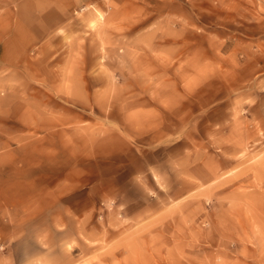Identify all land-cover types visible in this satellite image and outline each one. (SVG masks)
<instances>
[{"label": "rangeland", "instance_id": "1", "mask_svg": "<svg viewBox=\"0 0 264 264\" xmlns=\"http://www.w3.org/2000/svg\"><path fill=\"white\" fill-rule=\"evenodd\" d=\"M0 264H264V0H0Z\"/></svg>", "mask_w": 264, "mask_h": 264}]
</instances>
